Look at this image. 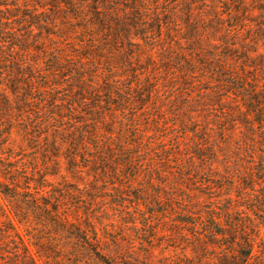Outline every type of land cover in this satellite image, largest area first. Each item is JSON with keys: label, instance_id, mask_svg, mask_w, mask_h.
I'll return each mask as SVG.
<instances>
[{"label": "trees", "instance_id": "1", "mask_svg": "<svg viewBox=\"0 0 264 264\" xmlns=\"http://www.w3.org/2000/svg\"><path fill=\"white\" fill-rule=\"evenodd\" d=\"M263 13L264 0H35L33 6L14 0L0 2V199L7 203L6 207L0 203V218H4L0 219V264H38L35 256L42 264H122L116 260L121 252L102 246L90 217L67 213L60 199L52 196L47 201L36 194L51 184L59 156L65 159L69 173L87 168L101 178L118 175L117 169L111 171L112 163L114 167L130 165V158L129 163L113 162L114 150L122 155L124 146L138 145V141L122 140L134 135L114 131L115 124H122L117 114L130 105L145 111L155 90L142 80H152L153 71L172 74L176 65L184 66L177 69L182 75V92L195 85L194 77H200L212 86L198 90L201 106L220 104L223 114L241 117L226 122L223 118V122L243 127L239 148L251 153L253 161L245 164L237 183L247 202L242 206L256 212L252 197L257 182L264 185V133L251 128L264 121V93L258 86L264 75V53L254 49L264 51ZM18 26L35 30V37L18 35ZM46 38L52 46L43 41ZM50 52L56 59L49 70L30 59ZM95 68L105 71L102 77L92 71ZM142 70L144 76L139 74ZM38 73L46 74L41 84ZM88 76L92 78L89 84ZM59 89L66 91L64 98H59ZM36 92L43 98L33 97ZM231 98L239 100L240 109L223 105ZM36 104L44 107L46 116L39 115L24 127L29 129L23 136L32 151H14L10 139L16 115L34 117L33 108L40 110ZM35 127L41 132L31 133ZM208 130L204 129L202 140L208 139ZM204 149L207 153L196 158L208 159L205 166L211 167L215 149ZM84 158L93 163L81 164ZM16 162L22 164L17 167ZM224 174L233 176L225 170ZM260 199L264 208V191ZM141 200L137 205L145 204ZM208 204L214 206L213 199ZM231 210L226 206L217 215L215 207L199 203L191 207L189 212L196 220L182 224L195 231L191 246L196 248L197 261L182 264H249L252 223L229 217ZM170 232L173 239L181 236L179 231ZM220 239H228V249L217 243ZM219 248V256L210 254Z\"/></svg>", "mask_w": 264, "mask_h": 264}, {"label": "rangeland", "instance_id": "2", "mask_svg": "<svg viewBox=\"0 0 264 264\" xmlns=\"http://www.w3.org/2000/svg\"><path fill=\"white\" fill-rule=\"evenodd\" d=\"M14 1L21 2L22 6L35 4V0ZM0 2L3 3L4 0H0ZM19 11H22L21 7ZM30 11L34 12L33 9L27 12ZM17 19L13 21L14 26L20 20V18ZM17 29L18 35L30 33L32 36L28 35L29 38L35 37V30L31 32L20 26ZM241 34H244L243 29ZM46 39L43 41L47 42L49 47L52 46L50 38ZM254 49L264 53L261 47H254ZM33 58L38 61L41 69L45 70L51 69L52 61L56 59L53 57V52H50V55L30 57V59ZM182 67L184 66L176 65L173 73L168 75L164 72L153 71V75H150L152 80L147 77L142 80L153 84L155 90L154 96L145 105V111L133 109V106L130 105L125 106V111L118 112L116 120L129 128L123 130L122 124L116 122L118 124H115L114 131L119 134L127 132L134 135L133 137H124L122 140L129 144L138 141V145L137 147L124 146L122 155L114 150L113 162H126L130 158V165L114 167L112 163L110 164L111 171L117 169L118 175H112L108 170L107 172L111 173L109 177L101 178L87 168L80 169L81 171L77 173H69L65 169V159L59 156L56 175L49 178L51 184L40 189L36 196L45 197L47 201H51L53 196L60 199L63 203L61 209L67 213H76L83 218L85 215L90 217L94 221L92 226L95 227L102 246L121 252L119 253L120 258L116 260L122 264H182L187 261H197L194 253L196 248L191 246L194 244L192 236L195 231L192 226L182 224V222L196 220L189 212L195 203L215 207L217 215L222 213V209L227 206L232 209L229 217L252 223L248 230L253 241L249 264H264V208L262 207L263 203L260 202L264 185L257 182L255 186L256 192L253 193L252 198L256 212L242 206L247 202L242 200V189L238 186L237 180L238 176L242 175V171L246 170L245 164L252 163L253 160L251 153H244L242 148H239L243 127L239 124L230 125L223 122V118H226V122V120L240 119L241 117L234 114L230 118L228 115L231 113L223 114L220 104L201 106V94L198 93V90L212 86L201 82L200 77H194L195 85L183 91L187 95L183 93L180 84L182 75L177 70ZM92 71H96L97 76L101 77L105 73L103 69L95 68ZM118 74L121 75L117 72L116 75ZM139 74L145 75L143 70L139 71ZM166 75L170 78L167 79ZM45 76L46 74L38 73V84L43 83ZM88 77L87 84H89V79H92L91 76ZM96 80L100 82L101 78H96ZM115 80L122 84L126 82L120 79ZM258 86L264 93V75ZM58 91L59 98H64L66 91L64 89ZM220 95H226V92H221ZM202 96H206V94H202ZM33 97L43 98L40 92H36ZM236 101L239 100L231 98L223 105L240 109L241 105ZM35 106L39 107V104ZM39 108V111L42 112L33 108L37 114H33V110H29L34 115V117L28 116L29 119L26 113L16 115L18 123L12 124L10 139V146L14 151H18L19 148L25 149L23 153L26 154L29 151L30 146L23 136V132L29 131V129L24 130V127H27V122H33L39 115L46 116L42 114L45 110L44 107ZM261 119L264 120V115ZM130 123H134V126L130 127ZM261 123L262 125L251 128V130L256 133H264V121ZM231 127L234 128V133L231 132ZM206 128L209 130L207 132L208 139L205 141L202 140V137ZM31 131L33 134L41 132L37 127ZM112 143L116 144V139ZM195 145L204 148L207 146L208 150L215 149L213 159L215 162L211 167L205 166V163L209 162L208 159L200 161L196 158L200 157L198 154L207 153V150L197 148ZM61 149H64L63 145ZM261 150L260 147L257 149V151ZM31 151L32 149L29 152ZM33 152L37 153L38 151L33 150ZM87 152L92 155V151ZM104 156L107 154L102 155V157ZM41 159L40 156V163ZM103 160L106 161L105 158ZM89 163V158L81 159V164ZM15 164L18 167L22 162ZM36 166L41 167L38 164ZM98 167L100 166L98 165ZM224 170L231 172L233 176H226ZM245 172L247 173V171ZM257 176H260V173L257 172ZM208 183L209 185L206 186L205 184ZM138 199H142L141 202L145 204L137 205ZM210 199H213L214 206L208 204ZM153 201H155V205L149 204ZM0 203L4 207L7 205L2 199H0ZM153 211L155 214H152ZM226 223L229 224V222ZM22 229V226H19L20 233L24 234ZM172 230L179 231L181 236L171 238L170 231ZM24 240L27 242L26 236H24ZM227 240L220 239L217 243L225 245V248L228 249ZM30 249L33 248L30 247ZM218 253H221L220 248L216 251L210 250V254L218 255ZM35 259L38 264H42L36 256Z\"/></svg>", "mask_w": 264, "mask_h": 264}]
</instances>
